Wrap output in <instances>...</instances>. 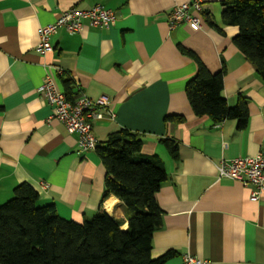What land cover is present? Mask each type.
<instances>
[{"label":"crops","instance_id":"obj_1","mask_svg":"<svg viewBox=\"0 0 264 264\" xmlns=\"http://www.w3.org/2000/svg\"><path fill=\"white\" fill-rule=\"evenodd\" d=\"M193 1L0 0V206L29 183L41 204H54L66 220L82 223L103 208L128 227L125 203L106 196L97 151L78 153V137L50 120L52 108L37 89L52 67L63 71L56 76L61 90L72 81V99L84 93L110 100L115 119L94 125L100 145L127 129L143 137V154L164 162L168 180L157 195L163 224L154 233L153 258L174 251L166 264H183L187 253L212 264H264V194L253 200L251 188L219 179L223 161L264 154V81L234 44L239 28L225 24L223 0H202L214 26L170 29L169 12ZM97 5L116 11L110 29L85 21L80 34L63 28L53 36V52H37L43 26L70 8ZM194 56L211 73L226 69L229 106L248 103L245 129L236 120L217 124L195 115L186 93L198 70ZM161 139L178 143V159Z\"/></svg>","mask_w":264,"mask_h":264},{"label":"trees","instance_id":"obj_2","mask_svg":"<svg viewBox=\"0 0 264 264\" xmlns=\"http://www.w3.org/2000/svg\"><path fill=\"white\" fill-rule=\"evenodd\" d=\"M222 6L225 24L239 28L234 44L264 81V0H223ZM204 22L214 26L207 13ZM193 58L198 70L186 93L195 115L217 124L236 120L239 129H245L248 103L241 98L235 107L229 106L224 96L226 69L211 73L197 56ZM71 82L66 88L69 99ZM168 119L183 121L178 116ZM160 142L178 159L177 142ZM143 144L141 135L119 129L96 150L107 172L106 196L114 195L126 205V229L103 208L82 223L66 220L54 204H41L32 185L22 183L0 206V264H166L175 252L153 258L152 250L154 233L163 224L157 195L168 173L158 155L142 153Z\"/></svg>","mask_w":264,"mask_h":264},{"label":"built area","instance_id":"obj_3","mask_svg":"<svg viewBox=\"0 0 264 264\" xmlns=\"http://www.w3.org/2000/svg\"><path fill=\"white\" fill-rule=\"evenodd\" d=\"M206 13L202 0L176 5L168 15L170 29L173 30L186 23L203 29ZM117 19L116 11L102 5L88 10L70 8L54 23L40 29V43L36 50L42 55L53 52L55 48L52 37L63 28L72 35L80 34L85 29V21H88L93 27L108 30L117 22ZM62 75V70L51 67L37 92L52 108L50 120L64 124L69 134L78 137V153L96 151L99 141L95 136L94 125L106 120L113 121L116 117L110 107V100L105 96L92 99L84 93L75 99H69L56 81V76ZM219 179L240 182L244 187L252 189L253 200H259L264 194V154L223 161L219 167ZM182 259L183 264H212L211 261L199 259L191 253L183 255Z\"/></svg>","mask_w":264,"mask_h":264}]
</instances>
